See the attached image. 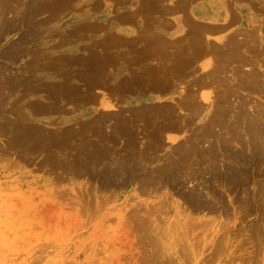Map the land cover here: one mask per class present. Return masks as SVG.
I'll list each match as a JSON object with an SVG mask.
<instances>
[{
	"label": "rangeland",
	"instance_id": "1",
	"mask_svg": "<svg viewBox=\"0 0 264 264\" xmlns=\"http://www.w3.org/2000/svg\"><path fill=\"white\" fill-rule=\"evenodd\" d=\"M5 1V3H0L5 9L3 18H0V24L4 22L3 19L7 22V25L1 26L6 30L1 28L0 31V52H8V54L0 53V73L2 75H5L3 72L10 73L15 78L19 77V83L29 84L28 86L32 84L41 87L44 82L46 86L37 89L36 93H29L22 87L6 89L14 94L6 97L4 113L0 111V114H4L7 119H14L16 117L14 112L16 113L21 105L22 108L20 107L19 110L22 112L24 110L25 115H29L27 120L35 123L49 135H47L45 147L40 146L43 147L41 149L27 152L23 150L24 148H13L12 150L5 149L4 152L3 149L7 147L6 143L10 141L11 134L5 136V133H0V264H170V262L171 264H264V233L263 226H261L264 222V204L260 195L264 190L262 187L264 185V161L258 160L259 163L251 162L252 164L246 166V179L243 177V180L237 181V184L240 183L235 184L236 186L222 177H214L215 170L224 171L225 165L228 166L230 161L222 158V161L218 159L219 162L213 165L212 161L207 158L201 157L200 160L194 161L192 155L189 161L180 164L179 171L184 175L179 180L181 184H168L167 187L154 191V187L151 188L145 183L152 180L156 170L163 168L162 165L166 166V158L172 152L173 146L182 142L184 137L195 134V132L199 134L201 129L204 130V125L211 116L209 114H212L210 112L220 104V99L217 98H220L219 95L224 90L228 92L229 86L238 87V77L243 69L247 71L251 65L255 64V67L259 65L257 70L261 69V82L263 83L260 82V89L264 88V47L260 40L264 39V0H234V2L223 0L226 3L230 2L229 6L233 7L232 9L237 12L236 15L241 17H236L238 19L231 21L223 34L226 35L233 30L237 31V37L243 41L246 36L244 31L253 33V37L250 35L252 39L250 46L254 45L252 48L256 49L255 52L250 49L247 55L251 58L250 61H253L254 56L255 62L243 63L239 67L240 72H237L238 68H234L236 67L235 57L231 62L228 57L225 59L226 56L222 55L224 57H221L222 62L221 59L219 60L221 53L215 56L216 54L212 55L214 52H210L211 55L208 53L204 57L203 55L198 56L192 59L193 61L189 60L182 65L178 63L180 66L176 64L177 66L172 67L174 63L167 61L168 58H158L159 54L155 56L154 51L146 50L149 47L146 34L141 33L143 36L139 34L133 37L121 36L119 37L121 42L113 46L107 39L108 37H99V33L91 31V29H103L104 27L99 26V23L93 26L94 28L89 27L94 24H83L84 28L82 25L75 26L70 22L69 15L72 11H94L95 7L98 9L99 6L94 3L96 0H92L93 3L91 0H73L69 2L70 5L67 3L61 9L48 8V10L46 7L38 10L28 7V2L34 0ZM195 1L202 0H193L191 5ZM170 2L173 3L176 0H170ZM208 2L210 3L207 4L213 6L210 8L216 5L222 9V6L216 3L217 0H208ZM207 4L203 2L204 6L200 7L204 8ZM194 11L190 10L189 13L193 21L202 24L211 23L206 15L202 14L201 17H197ZM219 11L212 12L211 16L219 17L221 10ZM189 15L186 14L185 17ZM174 19V22L181 28L182 24L187 25L181 30L180 37H182L188 29V22L181 17ZM237 20L239 23L236 27ZM10 22L15 26L11 27L8 24ZM79 29L82 30L79 32ZM28 36H32L34 41ZM101 37L107 42L100 41L103 40ZM139 37H142V40L141 38L139 40ZM212 39L217 40L212 35L204 37V40L211 41ZM169 40L173 42L174 39ZM108 42V47L103 45ZM213 43L218 45L217 43L222 44V41L217 40ZM90 47L93 50L90 51ZM91 52L92 58L93 55L100 54V59L98 61L92 59L89 54ZM252 53L253 56H251ZM96 55L95 58H98ZM255 55L259 56L258 59H255ZM101 56H106L110 60L102 64ZM55 60L58 61L59 66L56 65ZM81 60L85 61L81 62ZM46 63L50 66L46 67ZM211 66L213 69H210ZM217 66L222 72L219 73ZM172 68L176 71L180 70L181 73L175 71L176 74L170 75L168 70L170 69L171 72ZM162 72L166 73L163 75ZM35 79H38L39 85L34 82ZM166 81L167 86H173L168 90L167 88L154 89L158 84L166 83ZM59 86L63 87L62 90L57 88ZM239 88L235 90L240 94L239 97L249 98L247 104L249 112L257 104L262 103L260 107L263 106L264 94L262 92H253L246 87ZM55 89L56 92H54ZM162 91L164 94H161ZM87 92L92 93L96 100L88 101ZM190 94H193L195 101L202 104L201 112L194 113L190 106L185 104ZM100 97H104V100L116 106L107 108L97 103V98ZM239 97L236 100L233 98L234 104L238 103ZM29 103L47 105L44 111L34 114L26 111ZM57 104L59 106H56ZM167 105L174 108L175 118L177 117L178 120L180 118L179 129L169 131L164 126L159 127L163 122L157 121L154 117V109L166 107L169 109ZM260 107L257 106L255 109ZM53 108L54 111L51 110ZM232 111L236 113L237 107L232 108ZM110 112H117L119 119L122 117L127 119L124 120L128 127L127 131L119 132L118 128L113 129L114 131L111 129L116 122L114 117L99 118L100 115ZM131 112L132 114L135 112V116H130ZM130 117L133 119L137 117L135 124L129 119ZM96 122L100 125L98 126ZM155 126L160 128L161 134L160 145L155 144L156 147L154 146V135L157 133ZM220 128L219 126L212 127V131L217 133L223 131ZM57 132H67V134L65 137L63 134L64 138L59 140V143H54L56 140L49 137L57 135ZM207 143L203 141L200 147H207ZM233 147L239 148L240 146L233 142ZM98 148L107 149L110 153L102 159L89 158L91 151ZM144 149L151 156L147 159L145 157L141 162H136L128 171V166L124 165L119 158H124L131 153V150H140L144 155ZM89 152L90 154L87 155ZM70 161L71 164H69ZM168 167L172 168L173 165H168ZM237 167L242 166L237 165ZM204 180L210 184H204ZM109 182L108 187L106 183ZM205 186L208 189L213 187L211 190H214V193H207L211 190L208 191ZM231 186L232 189H230ZM239 186L243 188L240 189ZM197 191L204 192L203 195L207 193L208 197L214 194V198L220 199L214 203L215 206L212 208L214 212L202 207L199 210L194 209L192 204L189 205L185 201L184 193ZM183 218L187 222L180 226L179 222ZM141 220L142 223H140ZM186 223H190L188 224L189 229ZM257 227L259 231L256 232ZM182 244L185 245L183 248L180 247L183 246ZM153 251H156L158 255L155 256Z\"/></svg>",
	"mask_w": 264,
	"mask_h": 264
},
{
	"label": "bare ground",
	"instance_id": "2",
	"mask_svg": "<svg viewBox=\"0 0 264 264\" xmlns=\"http://www.w3.org/2000/svg\"><path fill=\"white\" fill-rule=\"evenodd\" d=\"M15 1H21V0H14V2ZM24 2L25 1H27V0H23ZM23 1H21V2H23ZM45 0H34V1H31V2H28V7H30V8H34V9H41V8H47V10H48V8H56V9H61L63 6H66L67 5V3L70 5V3L69 2H72L73 0H56L55 2L54 1H51V0H48L46 3L44 2ZM58 1V2H57ZM92 1V0H91ZM141 2H143V4L144 5H147L148 4V6H146V7H151L152 9H154V1H155V4H156V2H159V3H161L162 2V0H140ZM181 1V2H180ZM186 1H188V0H179V2H180V4H175V6H173L175 9H177V8H181V7H185V5H186ZM189 1H193V0H189ZM227 1H229V0H227ZM233 2H234V0H232ZM2 3H5L6 1L4 0V2H3V0L1 1ZM0 2V3H1ZM94 1H92V3H93ZM101 2H104V0H96L94 3L96 4V6H99L100 7V4H101ZM137 2V1H136ZM178 2V3H179ZM203 2H204V4H207V3H210V2H208V0H203L202 1V4H203ZM233 2H231V3H233ZM56 5H54V4ZM146 3V4H145ZM217 4H220L222 7V9H220V7H216V5L214 6V8H210V7H213L211 4L209 5V4H207V6L206 7H204V9H197V10H195L194 11V15L195 16H197V17H201L200 15H202V14H204V15H206L207 16V19L209 18L211 21H216L217 19H218V17H215L214 15L213 16H211L212 15V12H216V11H219V10H221V15L219 16V17H222V21H223V25L222 26H219V25H216V24H212V23H205V24H202L201 22H195V20L193 21V19L192 18H190V16H187V22H188V24H189V27H188V29L185 31V33H183V36H187V38H183V36L182 37H178V39H175L174 38V40H172L173 42H171L170 40L168 41V40H166V38H163V37H161L160 35H156V37H155V39H156V41H154V32H152V31H150V32H148V31H146V38H147V45H149V47L146 49V50H150V51H158V54H159V56H158V58H162V57H165V58H168L169 60H167V61H170V63H174V64H172V67L173 66H177V65H179L178 63H180V65H182V64H184V63H186L187 61L189 62V60H191V61H193L192 59H194L195 57L197 58L198 56H202L203 55V57L206 55V54H208V53H210V52H214V53H212V55L213 54H216L215 56H217V54H219L220 55V53H221V55L219 56V60L221 59V57H222V55H224V57H225V59L228 57L229 58V60L232 62L233 60H234V57H235V59L236 60H234V62H235V66L236 67H234L235 69H237V72L239 71L240 72V70H239V67L241 66V65H243V63H251V62H255V60H254V52H255V49L254 48H252L254 45H252V47L250 46L251 44H250V42H251V38H250V35L252 36V34L251 33H248V32H245L244 31V33L246 34V36H245V39L242 41V39L241 38H239V37H237L238 35V32L236 31H232V32H229L228 34H226V35H224V34H222L221 36H219L218 38H216L218 41H222V44H219V43H217L218 45H216V43H213V42H217V40H211V41H213L212 43H211V41H208V40H210V39H208V40H204V37H206V35H210V33L211 32H213V31H215V30H224V29H226V28H228L229 27V23L231 22V21H233V20H236V19H238V18H236V17H240L239 15H236L237 14V12L236 11H234V9H232L233 7H231V6H229L230 5V2L229 3H226L225 1H223V0H217V2H216ZM53 4V5H52ZM66 4V5H65ZM239 4V3H238ZM92 5V4H91ZM237 5V4H236ZM39 6V7H38ZM79 7V6H78ZM86 7V6H85ZM91 8H92V6H91ZM96 8L97 7H95V10H96ZM168 8V7H167ZM173 8V9H174ZM219 10H218V9ZM243 8V7H242ZM75 9V8H74ZM136 9V8H135ZM264 9V8H263ZM63 10V9H62ZM148 10V9H147ZM170 10V9H169ZM31 11V10H30ZM91 11V10H90ZM249 11V10H248ZM3 12H5V9H4V5H2V4H0V18H3L2 16H3ZM220 12V11H219ZM236 12V13H235ZM31 13V12H30ZM29 13V14H30ZM141 13V12H140ZM139 13V14H140ZM150 13V12H149ZM152 13V12H151ZM198 13V14H197ZM28 14V13H27ZM28 14V15H29ZM56 14V13H55ZM31 15V14H30ZM138 15V14H137ZM141 15V14H140ZM134 16V15H133ZM191 17H192V15H191ZM20 18V17H19ZM217 18V19H216ZM241 18V17H240ZM239 18V19H240ZM92 19V18H91ZM164 19V18H163ZM3 21L4 22H2V24H0V31H1V28L3 29V30H6L4 27H1L2 25H7V22H6V19H3ZM145 21V20H144ZM143 21V22H144ZM164 21V20H163ZM162 21V22H163ZM237 21H239V20H237ZM236 21V22H237ZM16 23V22H15ZM27 23H29L28 21H27ZM30 23H32V22H30ZM8 24H10V26L11 27H14L15 26V24L13 25V23L11 24V22L10 23H8ZM39 24H41V23H39ZM82 25V27H84L83 26V24H81ZM87 25V24H86ZM92 25V24H91ZM96 24H94V25H92V26H90L89 25V27H93V26H95ZM150 25V24H149ZM39 26V25H38ZM80 26V25H79ZM97 26V25H96ZM99 26H101L100 24H99ZM105 26V25H104ZM35 27V26H34ZM88 27V26H87ZM87 27H86V30H87ZM178 27H180V25H178ZM85 28V27H84ZM83 28V29H84ZM94 28V27H93ZM99 28H101V27H99ZM148 28V27H147ZM91 29V28H90ZM89 29V30H90ZM37 30H38V27H37ZM36 30V31H37ZM82 29H79V32L81 31ZM101 30V29H100ZM147 30V29H146ZM151 30V29H150ZM34 31V30H33ZM33 31H31L32 33H33ZM39 31V30H38ZM91 31H92V29H91ZM104 31V30H103ZM141 31V33H142V30H140ZM139 31V32H140ZM83 32H85V34H86V31L85 30H83ZM82 32V33H83ZM96 32V31H95ZM138 32V36H139V34H141V33H139ZM241 32V31H240ZM27 33V32H26ZM30 33V32H29ZM110 34V33H109ZM143 34H144V31H143ZM143 34H141V36H143ZM37 35V34H36ZM105 35V34H104ZM104 35H103V37H104ZM145 35V34H144ZM32 36H34V35H32ZM31 36V37H32ZM90 36V35H89ZM105 36H107V35H105ZM26 37H27V35H26ZM28 37H30V36H28ZM30 37V38H31ZM103 37H101V38H103ZM108 38L107 39H109L110 40V42L112 43V45L113 46H115V45H117V43L120 41V39H119V37H116V36H112V35H110V36H107ZM253 37V36H252ZM29 38V39H30ZM140 38H141V40H142V37H139V40H140ZM244 38V37H243ZM28 39V38H27ZM32 39H33V37H32ZM206 39V38H205ZM65 40V39H64ZM106 41V39H104L103 38V40L101 39L100 41H103V43ZM122 40V39H121ZM261 40V44H262V47H264V39H260ZM33 41H34V39H33ZM92 42V41H91ZM96 42V41H95ZM107 42V41H106ZM121 42V41H120ZM144 42V41H143ZM155 42V43H154ZM97 44H99L98 42H96ZM110 43V44H111ZM125 43V42H124ZM91 44V43H90ZM109 44V42L107 43V44H103L104 46H106L107 45V47L109 46L108 45ZM115 44V45H114ZM120 44V43H119ZM118 44V45H119ZM127 44V43H126ZM146 44V43H145ZM103 45H101V46H103ZM112 45H110V47L112 48ZM128 45V44H127ZM88 46H90V45H88ZM99 46V45H98ZM101 46H99V47H101ZM86 47V46H85ZM92 47V46H91ZM91 47H90V51L91 50H93V49H91ZM93 47H95V46H93ZM106 47V48H107ZM109 47V48H110ZM255 47H256V45H255ZM84 48V47H83ZM96 48V47H95ZM103 48H105V47H103ZM247 48V49H246ZM102 49V48H101ZM254 50V52L252 53V55L251 56H253V58H252V60L253 61H250V57H249V55H247V52L248 51H251V50ZM8 50H10V49H8ZM35 50V49H34ZM109 50V49H108ZM258 50H259V48H258ZM257 50V51H258ZM10 51H12V50H10ZM89 51V52H90ZM94 51H96V49L94 50ZM149 51V52H150ZM256 51V52H257ZM93 52V51H92ZM92 52L91 53H89V54H91V58H92ZM99 52V51H98ZM260 52H261V50H260ZM263 52V51H262ZM1 54L3 53V52H0ZM10 53V52H9ZM37 53V52H36ZM102 53H103V51H102ZM225 53V54H224ZM4 54H8V52L6 53H3V55ZM14 54V53H13ZM87 54V53H86ZM98 54V53H97ZM104 54V53H103ZM248 54H249V52H248ZM258 54V53H257ZM96 55V54H95ZM95 55H93V58L92 59H97V61H98V59H100L99 58V56H100V54L97 56L96 55V57H98V58H95ZM160 55H162L161 57H160ZM209 55H211V53L209 54ZM209 55H207V56H209ZM261 56H262V53L260 54ZM264 55V54H263ZM90 56V55H89ZM155 56H156V54H155ZM260 56V57H261ZM4 57H6V56H4ZM9 57V56H8ZM86 57V56H85ZM88 57V56H87ZM102 57V56H101ZM107 57H108V55H107ZM106 56H103L102 57V64L104 63H107L110 59H108ZM112 57V56H111ZM116 57V56H115ZM114 57V58H115ZM224 57H222V58H224ZM257 57H259V56H257ZM256 57V55H255V59L257 58ZM90 58V59H91ZM114 58H113V60H114ZM117 58V57H116ZM211 58H212V56H211ZM264 58V57H263ZM108 59V60H107ZM258 59V58H257ZM260 59V58H259ZM127 60H129V59H127ZM218 60V59H217ZM261 60H263V59H261ZM70 61V60H69ZM85 60H81V62H84ZM89 61V60H88ZM166 61V62H167ZM172 61V62H171ZM221 61H222V59H221ZM74 62V61H73ZM96 62V61H95ZM112 62V61H111ZM199 62H201V61H199ZM215 62V61H214ZM223 62V61H222ZM225 62H226V60H225ZM258 62V61H257ZM55 63H56V65L57 66H59L58 65V61L57 60H55ZM92 63H94V62H92ZM97 63H99V62H97ZM100 63H101V61H100ZM132 63V62H131ZM202 63V62H201ZM259 63V62H258ZM258 63H257V65H258ZM42 64V63H41ZM86 64V63H85ZM177 64V65H176ZM213 64V63H212ZM100 65V64H99ZM166 65V64H165ZM168 65H169V63H168ZM168 65H166V66H168ZM179 65V66H180ZM251 65V64H250ZM255 65V64H254ZM253 65V66H254ZM42 66L44 67V65L42 64ZM46 67H48V66H50L49 65V63H46V65H45ZM51 66H53V65H51ZM214 66H216L215 65V63H214ZM219 66V65H218ZM217 66V67H218ZM221 66V65H220ZM225 66V65H224ZM223 66V67H224ZM252 65H251V68L249 69V70H247V71H244V69H243V71H241V74L239 75V79H238V87L236 86H234V88L233 87H228L227 89H228V92L226 91V90H224V92H222L221 93V95H219L220 96V98H217L218 100L220 99V104L219 105H217V106H215L213 109H212V112H210V113H212V114H209V115H211L209 118H208V120L206 121V124L204 125V130L203 129H201V131L199 132V134H197V132H195V134H191V135H188V136H186V137H184L183 138V140H182V142L180 141L179 143H178V145H176V146H173V148H172V152L170 153V155H168V157L166 158V162H165V164H166V166H167V169L165 170V168H166V166H161V167H163V168H159L158 170H156V173H155V175L152 177V180L151 181H149V182H145L149 187H151V188H153L154 187V191L155 190H158V189H160L161 187H167L168 186V184H171V185H175V184H181L180 182L181 181H179L180 180V178H182V176H184L183 175V173H181V171H179L180 170V164L182 163V162H185V161H189V158H190V155H192V159L194 160V161H198V160H200L201 159V157L202 158H207L208 160H211L212 161V163H213V165H215L214 163H217V161H218V159H220L221 161H222V158L224 159V160H228V161H230V163H229V165L228 166H226L225 165V169H224V171H217V170H215L216 172H215V174H214V177H217V178H223L225 181L227 180V181H229V183H232V184H234L233 186H236L235 184H237V181H241V179L243 180V177H244V179H246L245 177L247 176L246 175V166H248L251 162H257L258 160L259 161H264V120L262 119V118H264V104H263V106H261L260 107V105H262V103L261 104H257V106H259L260 108L259 109H255V108H252V110H251V112H249L248 111V106H247V104H248V101H249V98L247 99V98H245V97H239V93H238V91L236 92L235 90H236V88H239V89H241L242 87H246L247 89L249 88V89H251V91L253 90V92L254 91H258V92H262L263 94H264V88H262V89H260V82H261V78H262V75H261V69H260V71H258L257 70V68H258V66L257 67H255L254 66V69L256 70H254V69H252V67H253ZM262 66V65H261ZM94 67V66H93ZM222 67V66H221ZM89 68V67H88ZM97 68V67H96ZM166 68V67H165ZM242 68V67H241ZM260 68V67H259ZM210 69H213L212 68V66H211V68ZM218 69H219V67H218ZM223 69V68H222ZM2 70V69H1ZM8 70V69H7ZM103 70V69H102ZM193 70V69H192ZM214 70H215V68H214ZM213 70V71H214ZM234 70V69H233ZM3 71H6V70H3ZM176 69L175 70H173V68L171 69V72H170V69L168 70V72H169V74L170 75H172V74H176V72L177 73H179V71H176ZM220 69H219V73H220ZM231 71V70H230ZM2 72V71H1ZM222 72V71H221ZM236 72V73H237ZM260 72V73H259ZM11 73H12V71H11ZM104 73V72H103ZM163 73V75H164V73H166V72H162ZM180 73H181V71H180ZM211 73V72H210ZM213 73H215V72H213ZM233 73V72H232ZM235 73V72H234ZM3 74H5V75H2L1 73H0V111L1 112H3L4 111V109H5V105H6V102H5V99H6V97L10 94V95H12V94H14V93H12L11 94V92L9 93L8 91H6V89H13V88H17V87H22V88H24L26 91H28L29 93L30 92H37V89H39V88H41L42 86H44L45 85V82H44V84L42 85L41 84V82H39L40 83V85H42L41 87L40 86H37V85H35V86H33L31 83V86H28L29 84H25V83H19L20 82V80L18 79L19 77H14V76H12L10 73H4L3 72ZM168 74V73H167ZM239 74V73H238ZM237 74V75H238ZM15 75V74H14ZM103 75V74H102ZM130 75V74H129ZM235 75V74H234ZM16 76V75H15ZM29 77H31L30 75H28ZM173 76V75H172ZM208 76V75H207ZM228 76V75H227ZM152 77V76H151ZM170 77V76H169ZM222 77H224V76H222ZM230 77V76H229ZM236 77V76H235ZM24 78V77H23ZM27 78V77H26ZM32 78H33V76H32ZM35 78V77H34ZM165 78V77H164ZM237 78V77H236ZM25 79V78H24ZM27 80V79H26ZM30 80V79H29ZM28 80V81H29ZM33 80V79H32ZM36 80V79H35ZM38 80V79H37ZM37 80L36 81H34V82H37ZM158 80V79H157ZM21 81H23V80H21ZM41 81V80H40ZM85 81V80H84ZM95 81V80H94ZM159 81V80H158ZM185 81H187L186 79H185ZM184 81V82H185ZM230 81V80H229ZM23 82H25V81H23ZM67 82V81H66ZM66 82H65V84H66ZM161 82V81H160ZM159 82V83H160ZM29 83V82H28ZM43 83V82H42ZM68 83V82H67ZM83 83V82H82ZM127 83V82H126ZM132 83V82H131ZM170 83V82H169ZM262 83V82H261ZM37 84H38V82H37ZM63 84V83H62ZM61 84V85H62ZM157 84V83H156ZM162 84V85H161ZM167 84V81H166V83H160V84H158V86L156 87V88H154V85H153V88L154 89H166L167 88V90H168V88H171L170 86H167L166 85ZM183 84V83H182ZM263 84V83H262ZM39 85V84H38ZM50 85V84H49ZM54 85V84H53ZM60 85V86H61ZM123 85V84H122ZM121 85V86H122ZM129 85H130V82H129ZM128 85V86H129ZM143 85V84H142ZM161 85V86H160ZM46 86V85H45ZM57 87V88H60L61 90H62V88L63 87ZM67 86H69V84L67 85ZM66 86V87H67ZM111 86H113V85H111ZM175 86V85H174ZM48 87V86H47ZM50 87V86H49ZM52 87V86H51ZM55 87V86H54ZM45 88V87H44ZM65 88V87H64ZM71 88V87H70ZM72 88H73V86H72ZM111 88V87H110ZM151 88H152V86H151ZM225 88V87H224ZM245 88V89H246ZM46 89H48V88H46ZM74 89V88H73ZM76 89V88H75ZM87 89V88H86ZM90 89H92V88H90ZM108 89H109V87H108ZM117 89H118V87H117ZM116 88H115V90H117ZM129 89V88H128ZM226 89V88H225ZM244 89V88H243ZM246 89V90H247ZM44 90V89H43ZM66 90V89H65ZM112 90H113V88H112ZM166 90V91H167ZM245 90V91H246ZM57 90L55 89V91L54 92H56ZM106 91V90H105ZM104 91V92H105ZM119 91V90H118ZM170 91V90H169ZM242 91H244V90H242ZM13 92V91H12ZM25 92V91H24ZM23 92V93H24ZM61 92V91H60ZM59 92V93H60ZM108 92V91H107ZM114 92V91H113ZM132 92V91H131ZM155 92V91H154ZM168 92V91H167ZM247 92V91H246ZM250 92V91H249ZM258 92H256V93H258ZM58 93V92H57ZM159 93H160V91H159ZM166 93V92H165ZM64 94V93H63ZM87 94H88V96H86V99L88 100V101H91V100H96V98H95V96L94 95H92V93H89V92H87ZM86 94V95H87ZM104 94V93H103ZM161 94H164L163 93V91L161 92ZM195 94V93H194ZM220 94V93H219ZM259 94V93H258ZM58 95V94H57ZM64 95H66V93L64 94ZM63 95V96H64ZM196 95V94H195ZM194 95V96H195ZM261 95V94H260ZM21 96V95H20ZM25 96V95H24ZM108 96V95H107ZM188 96V95H187ZM217 96V95H216ZM232 96H235V97H239L240 98V100L239 101H237L238 103H236V104H234L235 102H233V100L235 99H237V98H232ZM261 96H263V95H261ZM9 97V96H8ZM23 97V96H22ZM78 97V96H77ZM115 97H116V95H115ZM114 97V98H115ZM51 98V97H50ZM55 98V97H54ZM263 98H264V96H263ZM23 99V98H22ZM85 99V100H86ZM186 99H187V97H186ZM67 100V99H66ZM77 100V99H76ZM80 100V99H79ZM121 100H122V98H121ZM215 100H216V97H215ZM234 100V101H235ZM35 101V100H34ZM51 101V100H50ZM87 101V102H88ZM185 101H187V102H185V104L186 105H189L190 106V109H192L193 111H194V113H198V111H200L201 112V107H202V104H199L198 103V101H195V98L193 97V94L191 95L190 94V97H188V99L187 100H185ZM20 102V101H19ZM19 102H17V103H19ZM58 102V101H57ZM92 102V101H91ZM120 102V101H119ZM184 102V101H183ZM219 102H217V103H219ZM256 102V101H255ZM259 102H257V103H259ZM14 102L12 101V104H13ZM16 103V102H15ZM16 103V104H17ZM48 103V102H47ZM94 103V102H93ZM97 103H101L103 106H105V107H107V108H112V106H114V104L113 103H111L110 101H108V100H104V97H100L99 99L97 98ZM122 103V102H121ZM172 103V102H171ZM15 104V106H17ZM20 104V103H19ZM150 104V103H149ZM178 104V103H177ZM213 104V103H212ZM250 104V103H249ZM253 104H254V102H253ZM252 104V105H253ZM11 105V104H10ZM14 105V104H13ZM45 105H47V104H45V103H29L28 104V108H27V110L26 111H30L31 113H34V114H36V113H40V112H42V111H44L45 110ZM53 105H55V104H53ZM99 105V104H98ZM179 105V104H178ZM182 105H183V103H182ZM234 105V106H233ZM252 105H251V107H252ZM255 105V104H254ZM21 108H22V106L21 105H19ZM56 106H59L58 104L56 105ZM116 106V105H115ZM114 106V107H115ZM168 106V105H167ZM201 106V107H200ZM235 106L237 107V111H236V113H234V111H232V108H235ZM13 107V106H12ZM20 107H18V110H17V108H13V109H16L17 111H16V113L14 112V114H15V118L14 119H7L6 117H4V114H0V133L1 132H3V133H5V136L6 135H10L11 134V136H9V138H11L10 139V141H8L7 143H6V145H7V147L6 148H4L3 149V151L5 152V149H9V150H12L13 148L15 149V148H21V149H23L24 151H33V150H37V149H41V148H43V147H40V146H44V144L46 143V140H47V135H49V134H46L44 131H43V129H41L40 127H38L35 123H33V122H29L27 119L29 118V115H25V112H24V110H23V112H22V110H19V109H21ZM53 107V106H52ZM168 107H170L169 109H167V107L166 108H163V109H154V117L155 118H157V121H161V122H163V123H161L160 125H159V127H163L164 126V128H166V129H169V131H170V129H175L176 130V128H178L179 127V125H178V121H180V118H179V120L177 119V117L175 118V116H176V114L175 113H173V109L174 108H172L171 106H168ZM185 107V106H184ZM192 107V108H191ZM254 107V106H253ZM59 108V107H58ZM57 108V109H58ZM118 108V107H117ZM250 108V107H249ZM60 109V108H59ZM119 109V108H118ZM251 109V108H250ZM48 110V109H47ZM46 110V111H47ZM49 110H50V108H49ZM48 110V111H49ZM52 111H54V108L53 109H51ZM110 110V109H109ZM125 110V109H124ZM176 110V109H175ZM234 110H236V109H234ZM7 111V110H6ZM117 111V110H116ZM137 111V110H136ZM191 111V110H190ZM231 111V112H230ZM12 112V111H11ZM109 112V111H108ZM118 112V111H117ZM117 112H114V113H108V114H102V115H100V119H103V118H105L106 116H108V117H114V119H115V124L111 127V129L113 130V129H117V130H119V132L120 131H127L128 130V127H127V124H126V122H124V120H127V119H124L123 117H122V119H121V121H120V119L118 118V114H117ZM140 112V111H139ZM138 112V113H139ZM4 113V112H3ZM100 113V112H99ZM230 113V114H229ZM143 114V113H142ZM13 115V114H12ZM120 115V114H119ZM191 115V114H190ZM99 116V115H98ZM130 116H135V112L132 114V112H131V115ZM136 116H138V115H136ZM189 116V115H188ZM14 117V116H13ZM107 117V119H109ZM139 117V116H138ZM158 117H160V118H158ZM119 120H118V119ZM137 118V117H136ZM135 118V119H136ZM152 118V117H151ZM93 119V118H92ZM131 121H133L132 123H134V121H135V119H133L132 117H130L129 118ZM195 119V118H194ZM112 120V119H111ZM137 120V119H136ZM146 120H148V119H146ZM182 120V119H181ZM98 121V120H97ZM103 121H105V120H103ZM140 121H142V120H140ZM95 122V121H94ZM143 122V121H142ZM102 123V122H101ZM104 123V122H103ZM108 123H109V121H108ZM86 124V123H85ZM96 124H98V126L100 125L98 122H96ZM135 124V123H134ZM187 124V123H186ZM118 127H117V126ZM143 125V124H142ZM105 126V125H104ZM128 126H129V124H128ZM130 126H132L133 127V125H130ZM215 126H219V127H221L222 129H223V131L221 130V132H213L212 131V127H215ZM106 127V126H105ZM155 127H157V126H155ZM159 127H157V133L154 135V137H155V139H154V146L156 147V145L158 146V144L160 145V142H161V134H160V128ZM182 127H184V126H182ZM98 128V127H97ZM159 128V129H158ZM163 128V129H164ZM181 128V127H180ZM220 128V129H221ZM224 128L226 129V130H224ZM179 129V128H178ZM99 130V129H98ZM130 130H131V128H130ZM144 130V129H143ZM152 130V129H151ZM162 130V129H161ZM47 131V130H46ZM114 131V130H113ZM167 131V130H166ZM95 132V131H94ZM109 132V131H108ZM116 132V131H115ZM131 132H133V131H131ZM135 132V131H134ZM142 132V131H141ZM153 132V131H152ZM243 132V133H242ZM6 133H8V134H6ZM58 133V132H57ZM54 134H56V133H54ZM63 134H65L64 135V137L66 136V134H67V132H61V133H58L57 135H52L51 137H49V138H52V139H55L56 140V142H54V143H59L60 141L59 140H62L64 137H63ZM69 134V133H68ZM135 134H137V133H135ZM245 136H247V137H245ZM73 135V134H72ZM135 136V135H134ZM139 136H141V135H139ZM148 136H149V134H148ZM8 138V137H7ZM166 138H167V136H166ZM99 139V138H98ZM112 139H113V137H112ZM131 139V138H130ZM6 140V139H5ZM9 140V139H8ZM111 141V140H110ZM132 141V140H131ZM138 141V140H137ZM149 141V140H148ZM171 141H173V140H171ZM203 141L205 142H208L207 143V147H205V148H201L200 147V145L203 143ZM51 142V141H50ZM139 142V141H138ZM233 142H236L237 144H239V148L238 147H233ZM47 143H48V141H47ZM51 144V143H50ZM49 144V145H50ZM109 144V143H108ZM151 144V143H150ZM156 144V145H155ZM62 145V144H61ZM105 145V144H104ZM101 146V145H100ZM116 146V145H115ZM236 146V145H235ZM38 147H40V148H38ZM45 147V146H44ZM64 147V146H63ZM67 147V146H66ZM139 147V146H138ZM154 147V148H155ZM217 147H218V150H217ZM148 148V147H147ZM235 148V149H234ZM100 149H102V148H98L97 150H92L91 151V154H90V152L89 153H87V155L88 154H90L91 156H89L88 155V157L90 158V157H92L93 159H94V157H96L95 159L97 160L98 159V157L100 158V159H102L104 156L105 157H107V154L108 153H110V152H108L107 151V149H102V150H100ZM134 149V148H133ZM136 149V148H135ZM143 149V148H142ZM7 150H6V152H7ZM18 150V149H17ZM128 150V149H127ZM130 150V149H129ZM148 150V149H147ZM2 151V150H1ZM86 151V150H85ZM37 152V151H36ZM56 152V151H55ZM61 152V151H60ZM144 152H145V149H144ZM143 152V153H144ZM147 152V151H146ZM145 152V154L144 155H142V151H132L131 150V153H129V151H128V155H126L124 158H119V159H121V161H122V163L124 164V165H127L128 167H127V170L128 171H130V169H131V166L132 165H134L136 162H141L142 161V159H145V157H146V159L148 158V157H150L149 156V153H146ZM57 153V152H56ZM19 154V153H18ZM27 154V153H26ZM69 154V153H68ZM169 154V153H168ZM23 155H24V153H23ZM34 155V154H33ZM32 155V156H33ZM69 155H71V153L69 154ZM62 156V155H61ZM75 156V155H74ZM20 157V156H19ZM82 157V156H81ZM87 157V156H86ZM88 157H87V159H88ZM33 158V157H32ZM57 158V157H56ZM79 158V157H78ZM30 159V158H29ZM69 159V158H68ZM71 159V158H70ZM73 159V158H72ZM255 160V161H254ZM60 161V160H59ZM120 161V160H119ZM25 162H27V161H25ZM67 162V161H66ZM151 162V161H150ZM219 162V161H218ZM44 163V162H43ZM55 163H57V162H55ZM145 163V162H144ZM257 163H259V162H257ZM263 163V162H262ZM57 164H59V163H57ZM57 164H56V166H57ZM68 164V163H67ZM69 164H71V161H70V163ZM164 164V165H165ZM252 164V163H251ZM49 165V164H48ZM97 165V164H96ZM168 165H173V167L172 168H170V167H168ZM184 165H185V163H184ZM237 165L239 166H242V167H237ZM78 166V165H77ZM78 167H80V166H78ZM93 167V166H92ZM110 167V166H109ZM137 167V166H136ZM141 167V166H140ZM56 168V167H55ZM61 168V167H60ZM82 168V167H81ZM112 168V167H111ZM62 169V168H61ZM74 169V168H73ZM83 169V168H82ZM88 169V168H87ZM90 169V168H89ZM88 169V170H89ZM106 169H107V167H106ZM116 169V168H115ZM114 169V170H115ZM157 169V168H156ZM103 170V169H102ZM117 170V169H116ZM116 170H115V172H116ZM91 171V170H90ZM107 171H108V169H107ZM119 171V170H118ZM201 171H203V170H201ZM65 172V171H64ZM147 172H149V171H147ZM205 172V171H204ZM207 172H209V171H207ZM146 173V172H145ZM203 173V172H202ZM107 174V173H106ZM112 175V174H111ZM205 175V174H204ZM105 176V175H104ZM115 176V175H114ZM185 176H187V175H185ZM136 177V176H135ZM117 179V178H116ZM148 179V178H147ZM151 179V178H150ZM145 181V180H144ZM141 182H143L142 180H141ZM141 182H139V183H141ZM263 182V181H262ZM112 183V182H111ZM145 183H144V185H145ZM203 183L204 184H207V181L206 180H204L203 181ZM240 183V182H239ZM238 183V184H239ZM183 184V183H182ZM208 184H210V183H208ZM207 184V185H208ZM237 184V185H238ZM106 185L109 187L110 186V182L109 183H106ZM106 185H105V187H106ZM244 185V184H243ZM260 185V184H259ZM182 186V185H181ZM230 186V185H229ZM241 186V185H240ZM239 186V187H240ZM142 187V186H141ZM169 187H171L172 188V186H170L169 185ZM212 187V186H211ZM245 187V186H244ZM260 187H261V185H260ZM263 187V189H264V185L262 186ZM142 188H144V186L142 187ZM146 188H147V186H146ZM173 188H174V186H173ZM207 188V190L208 191H210L212 188H210L209 187V189H208V187H206L205 186V189ZM243 187H240V189H242ZM110 189H111V187H110ZM182 189V188H181ZM230 189H232V186H231V188ZM245 190V189H244ZM256 190V189H255ZM150 191V190H149ZM174 191V190H173ZM182 191V190H181ZM196 191V190H195ZM214 191V190H213ZM212 190H211V192H207V193H214ZM261 191V190H260ZM178 192V191H177ZM244 192V191H243ZM204 193V192H203ZM203 193H202V191H200V192H192V193H188V192H186V194L184 195L183 194V196H184V199H185V201L189 204V205H193L194 206V209L195 208H197L198 210H199V208L200 207H202V208H206V209H208V210H213L212 208H214V206H215V201L218 199L219 201H220V199L218 198V197H215L214 198V194L212 195V197H208V195H207V193L205 194V195H203ZM216 193V192H215ZM178 194V193H177ZM261 198H263V204H264V190L261 192ZM217 196V195H216ZM222 201V200H221ZM246 202V201H245ZM240 203V202H239ZM161 204V203H160ZM244 204V203H243ZM262 204V205H263ZM248 205H249V203H248ZM253 205H254V203H253ZM252 205V206H253ZM190 207V206H189ZM224 207V206H223ZM193 208V207H192ZM191 208V209H192ZM162 209V208H161ZM197 209L195 210V211H197ZM203 210V209H202ZM229 210V209H228ZM224 211V210H223ZM132 212V211H131ZM212 212V211H211ZM213 212H214V210H213ZM180 213V212H179ZM193 213H194V211H193ZM135 214V213H134ZM224 214V213H223ZM243 214H245V213H243ZM260 214V213H259ZM262 214V213H261ZM181 215V214H180ZM260 216V215H259ZM132 217V216H131ZM133 219H134V217H133ZM260 219H262L261 218V216H260ZM260 219H259V222H260ZM140 220V219H139ZM144 221H145V219H143ZM135 221H137V220H135ZM189 222H190V220H188ZM262 221V220H261ZM263 221H264V216H263ZM172 222V221H171ZM179 222V221H178ZM177 222V223H178ZM185 222H187V220L186 219H182L181 220V222H179L180 224V226L182 225V224H184ZM193 222V221H192ZM140 223H142V220L140 221ZM145 223V222H144ZM175 223V222H174ZM261 223V222H260ZM262 223H263V225H262ZM261 223V226H263V233H264V222H262ZM187 224V223H186ZM185 224V225H186ZM188 224H190V223H188ZM187 224V228L189 227V225ZM193 224V223H192ZM140 225V224H139ZM143 225V224H142ZM141 225V226H142ZM183 226L184 228L186 227V226ZM143 227H145V226H143ZM176 227V226H175ZM192 227V226H191ZM178 228V227H177ZM190 228V227H189ZM188 228V229H189ZM258 228L259 227H257V230H256V232L257 231H259L258 230ZM262 228V227H261ZM184 230V229H183ZM185 230H187V229H185ZM188 231V230H187ZM178 232V231H177ZM180 233V232H179ZM187 233V232H186ZM189 233V232H188ZM255 233V232H254ZM259 233V232H258ZM253 234V233H252ZM255 235V234H254ZM253 235V236H254ZM184 236H185V234H184ZM190 236V235H189ZM177 237V236H176ZM183 237V236H182ZM175 238V237H174ZM186 238V237H185ZM189 238V237H188ZM258 238V237H257ZM260 238V237H259ZM177 239V238H176ZM181 239V238H180ZM179 239V240H180ZM183 239V238H182ZM186 241H187V239H186ZM195 241V240H194ZM196 242V241H195ZM177 243V242H176ZM184 243V242H183ZM179 244V243H178ZM191 244V243H190ZM183 245V244H182ZM185 245H183V246H180V247H184ZM193 246V245H192ZM159 248V247H158ZM160 248H161V246H160ZM181 248V249H182ZM183 250V249H182ZM184 250H185V248H184ZM157 251V250H156ZM155 251V252H156ZM154 252V251H153ZM154 252V253H155ZM185 252V251H184ZM187 252V251H186ZM156 255L155 256H157L158 255V253H155ZM162 254V253H161ZM181 254V253H180ZM264 254V253H263ZM151 255H153L154 256V254H151ZM185 257H186V255H184ZM184 256H181V257H184ZM261 256V255H260ZM159 257V256H158ZM164 257V256H163ZM187 258V257H186ZM156 260H157V258H156ZM147 262V261H146ZM149 262V261H148ZM151 262V261H150ZM166 262H168V261H166ZM154 263H155V261H154ZM169 263V262H168ZM156 264V263H155ZM161 264H163V263H161ZM170 264H171V262H170Z\"/></svg>",
	"mask_w": 264,
	"mask_h": 264
},
{
	"label": "crops",
	"instance_id": "3",
	"mask_svg": "<svg viewBox=\"0 0 264 264\" xmlns=\"http://www.w3.org/2000/svg\"><path fill=\"white\" fill-rule=\"evenodd\" d=\"M202 1H195L191 5L192 2L188 0L186 1L185 7L177 9L173 6H175V4H180L181 1L179 2V0L173 3H171L170 0H162L161 3L156 2V4L154 1V9H152L151 7H146L148 4L144 5V1L141 2L140 0H104V2H101L100 7L94 11L75 10L70 12L69 19L75 26L99 23L104 28L101 30H92L94 33H99V37L104 34L107 36L133 37L137 36L138 32L142 30L144 34H146V31L154 32V41H156V35H160L168 40L180 37L182 33L181 30L187 27L186 24H182V28H179L174 22V18L181 17L183 20L187 21L185 15H189L190 10L201 9L202 7L200 6L202 5ZM216 21L219 22L215 23ZM216 21H211V23L219 26L223 25L222 17H218ZM238 23L239 21L235 23L236 27ZM223 31L224 30H215L211 32L210 35L218 38L223 34ZM139 33H141V31ZM155 54L157 55L158 51H154V55Z\"/></svg>",
	"mask_w": 264,
	"mask_h": 264
}]
</instances>
